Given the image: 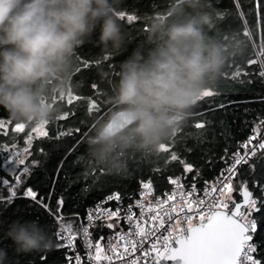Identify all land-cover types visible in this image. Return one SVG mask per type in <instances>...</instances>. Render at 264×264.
Masks as SVG:
<instances>
[{
  "label": "clouds",
  "instance_id": "9594fccd",
  "mask_svg": "<svg viewBox=\"0 0 264 264\" xmlns=\"http://www.w3.org/2000/svg\"><path fill=\"white\" fill-rule=\"evenodd\" d=\"M123 0H0V109L18 124L45 126L63 115L79 91L78 50L101 54L93 67L114 111L84 137L83 162L120 173L128 153L152 156L171 141L205 93L217 86L230 58L215 35L209 0H167L144 19L143 39L117 64L133 37L121 23ZM95 40L93 41V37ZM95 123V121L93 122ZM17 253L56 246L35 221L13 222L5 233ZM0 252V258L3 257Z\"/></svg>",
  "mask_w": 264,
  "mask_h": 264
},
{
  "label": "trees",
  "instance_id": "16d2710c",
  "mask_svg": "<svg viewBox=\"0 0 264 264\" xmlns=\"http://www.w3.org/2000/svg\"><path fill=\"white\" fill-rule=\"evenodd\" d=\"M209 4L215 12V18L218 15L217 9L235 11L232 0H209ZM241 4L248 13L247 19L243 17L239 21L235 17L229 19L226 24L221 25V27L231 28L228 30H220L215 23V35L226 43L230 53V58L223 69L222 79L215 88L210 89L216 94L203 97L186 124L177 130V134L171 141L165 144V147L169 149L175 148L188 163L199 169L197 187L204 186L205 181L208 183L214 181L238 154L245 151V148L241 147L242 143H247L253 137L259 138L264 134V128L261 127V118H264V83L259 79L249 82L246 74L236 75L238 70L251 71L257 67L252 65L249 68L244 63L247 59H260L256 49L264 46V0H259V15L255 8V0H253L252 9H249V0H241ZM165 7H167V0H123L120 10H126V16L136 14L132 21L121 20L133 39L122 55L105 63L106 68L109 64H117L123 60L136 47L143 39L141 32L144 19L163 11ZM100 54L99 47L93 43H87L78 50V64L81 56L98 62ZM74 79L81 82V87L78 92L70 94L62 102V117L67 118L61 117L43 126V133L40 135H35L34 129L37 126L30 125H24L23 130L17 132L15 126L18 123L11 121L7 113L0 109V124L3 125L0 128V178L15 183V177L20 176L22 188L31 187L40 196H44L50 191L55 175L53 169H61L56 177L58 182L54 190L57 196L62 194L65 201L61 210L62 220L74 221L76 224L84 223L85 213L89 207L112 194H119L124 205L130 204L141 191L143 183L151 182L154 196L169 191L172 184L169 183L168 178L181 177L180 174L184 170L180 162L170 161L169 152L161 150L164 145L160 146L157 154L148 157L141 156L139 153L125 154L127 166L118 174L106 173L83 162L84 137L91 136L95 127L105 121L114 108L107 104L103 91L100 108L93 104L90 83L97 82L101 90L108 88L107 84L98 81L94 67L86 72H81L79 69ZM96 98L99 99L100 94H97ZM221 104L228 107L220 109ZM198 121L208 122L203 136H201V130L194 127ZM78 129L80 131H77ZM45 132L47 136L44 135ZM49 137H56V139H49ZM73 141L75 143L72 149H69L68 154L57 164L54 153L63 152L64 146ZM255 141L253 140V143ZM185 149H191V151H184ZM17 151L21 153L25 163L18 164L12 172L8 169L10 163L6 161H10ZM166 158L169 160L166 161ZM256 167L257 171L254 173L238 175L234 181V188L247 186L253 177L256 180L264 179V163ZM26 168L30 170L28 175H24ZM194 175H196L195 171L184 173L187 179L181 182L183 188L191 187L193 183L191 178ZM0 195L7 196V190L0 188ZM232 197L240 201L236 191H233ZM41 211L35 204L24 202L19 197L10 205L0 203V252L4 254L0 258V264H32L33 253H17L15 246L5 237L8 227L16 221H35L52 237L56 246L53 250L46 252L54 254L50 264H62V261L67 259L66 249L57 248L62 241L49 231V225L40 216ZM260 219L261 228L256 240L261 244L259 258L264 259V214L260 216ZM57 223L62 222L57 221ZM95 232V236H98V230Z\"/></svg>",
  "mask_w": 264,
  "mask_h": 264
},
{
  "label": "snow or ice",
  "instance_id": "6c2138e0",
  "mask_svg": "<svg viewBox=\"0 0 264 264\" xmlns=\"http://www.w3.org/2000/svg\"><path fill=\"white\" fill-rule=\"evenodd\" d=\"M232 6L235 11L231 9H217L218 15L215 21L220 30L231 29L230 27H221V25L226 24L233 17L237 21L241 17L247 19L248 13L245 12L241 0H232ZM252 7L253 0H249V9H252ZM255 8L257 15H259V0H255ZM125 11L121 10V20H134L136 14H128L126 16ZM246 34L250 35L248 32ZM256 51L260 59L250 58L244 63L249 68L252 65H257V67L251 71L248 69H244L243 72L238 70L236 75L246 74L249 82L259 79L260 82L264 83V46L257 48ZM105 61H108L107 57H105ZM94 63L88 57L81 56L78 67L81 72H86L93 68ZM233 78L235 79L236 77L234 76ZM89 87L92 89L93 104L97 108H100L102 90L99 88V84L92 81ZM97 94H100L99 99L96 98ZM215 94L213 90H209L205 93L204 97H211ZM219 107L220 109H226L228 105L221 104ZM62 118L67 117L64 116ZM207 126L208 122L206 121H198L194 125L196 129L201 130V136L204 135ZM2 127L3 125L0 124V128ZM261 127L264 128V118H261ZM23 128V124L16 125L17 132L23 130ZM42 129L43 126H37V129H34V131H42ZM77 131L80 130L78 129ZM44 135L47 136L48 134L45 132ZM49 139H56V137H49ZM253 140H256V142L253 143ZM73 143L75 141L67 143L64 146L63 152L54 153L57 164L68 154L69 149H72ZM57 147L59 146L57 145ZM241 147L247 149L243 153V157L234 159L222 171L221 176L217 178L218 187L210 189L208 182L205 181L204 197L206 198H197L193 207H186L184 204H181L179 207H175L173 204H169L167 208L161 207L159 209L160 215L151 217L154 226L144 231L139 230L138 224L133 225L131 223L133 219L131 209L126 210L125 219L129 222L128 227L131 231L126 235L114 238L117 241H124L122 250L121 245L119 243L113 244L112 240H108L107 244L103 245L99 243V240L105 239L103 229L106 227L112 228L113 224H97L94 221L100 217H112L114 213L111 210H104L103 208L93 209L87 214V225L62 220L63 213L61 210L65 201L63 195L57 196L54 190L55 184L58 182L56 177L61 170L59 168L53 169L55 175L53 176L52 185L50 191L44 196H40L31 187L24 186L22 188V177L20 176L15 177V183H10L8 179L0 178V188H4L8 192L7 196L0 195V203L10 205L19 197L24 202L35 204L42 210L40 216L49 225V231L64 242L57 245L58 249H72V241L78 235L81 236L84 245L83 256L87 257L88 264H101V262L116 264L117 261L119 264H167V262H173V264H264V259L259 258L261 256V244L256 240V236L261 228L260 216L264 214V179L256 180L253 177L247 186L242 185L240 188H234L233 186L235 178L238 175L242 173H254L257 171L256 166L264 163V136H260L259 138L253 137L247 143H242ZM161 150L169 152L171 162L178 161L183 165L184 171L180 174L182 179H187L184 173L196 172V175L191 178L193 181L191 192L194 194L197 187L196 182L199 178V169L195 165L188 163L175 148L169 149L164 145ZM184 151L190 152L191 149H185ZM173 152L175 154H172ZM250 156L254 157V159H249ZM168 160L169 158H166V161ZM16 161L21 165L25 163L19 151L16 153ZM14 162L6 161V163ZM64 162L66 163L67 161L65 160ZM29 171L26 168L24 175H28ZM168 181L177 185L178 190L182 187L181 179L170 177ZM142 187L144 189H151L152 184L151 182L143 183ZM210 191L219 192L220 197L223 198L210 196ZM233 191L237 192L242 202H238L232 197ZM108 199L119 200L120 197L119 194H116L115 196H110ZM172 199L173 195H169L168 200ZM229 201H231V206ZM162 203L163 201L156 200L157 205ZM188 203L191 204L192 201ZM138 206L143 207V205ZM173 210L176 213L175 216L172 215ZM181 213H183L182 218ZM141 216H143L142 212ZM163 217H167L169 221L173 219L181 221V224L173 226V231H168L161 222ZM194 220H198L199 222L193 223ZM57 221L63 223L64 231H57L60 227ZM182 224H188L189 227L184 229L181 226ZM90 228L98 230L97 242L95 243L89 238L93 235L90 232ZM161 228H164V232H167V235L160 232ZM53 255V253H33L32 264H50ZM71 259V257H68L62 261V264H68ZM81 260V253L77 252L75 256L76 264H81Z\"/></svg>",
  "mask_w": 264,
  "mask_h": 264
},
{
  "label": "built area",
  "instance_id": "2783aa9c",
  "mask_svg": "<svg viewBox=\"0 0 264 264\" xmlns=\"http://www.w3.org/2000/svg\"><path fill=\"white\" fill-rule=\"evenodd\" d=\"M264 136V134L262 135ZM256 142V141H255ZM254 142V143H255ZM247 149H245V151H243L242 153L238 154L236 156L235 159L237 158H242L243 157V153L246 152ZM251 157V156H250ZM249 157V158H250ZM226 174V173H225ZM221 174L218 176L220 177ZM217 177V178H218ZM177 179H181V177H176ZM217 178L208 183V187L210 189H214L216 187H218L217 184ZM183 179H181L182 182ZM172 184V188L163 193L162 195H157L154 196L152 193V187L151 189H144L142 187L141 191L139 192V194L137 195L136 198H134L132 200V202L128 205H124L121 202V199L117 200V199H108L110 196H115L116 194H112L110 196L105 197L102 201H100L99 203L91 206L88 208V210H86L85 213V218H84V223L85 225H87V214L89 212H91L93 209L95 208H103L104 210H111L114 215L110 218L107 217H100L99 219H96L94 222L97 224H113L112 228H105L104 232H105V239L103 240H99V243L103 244H107L108 240H112L113 244H117L119 243L121 245V250H122V246L124 241L120 240L117 241L114 238L116 236H123L126 235L128 232L131 231V229H129L128 227V221L125 219V215H126V210L131 209V215L133 217L131 223L133 225H139V230L140 231H144L146 229H150L154 226L153 221L151 220L152 216H159V209L161 207L163 208H167L169 204H173L175 205V207H179L181 204H184L186 207H193L195 204V200L197 198H206L204 197V188L205 185L202 187H196V191L194 194H192L191 192V187H187V188H183L180 187L178 190L177 185ZM182 185V183H181ZM169 195H173V199L172 200H168V196ZM210 196H217L219 198V192H209ZM183 197V199H181ZM222 199V198H221ZM156 200H161L163 201L162 204L157 205L156 204ZM192 201L191 204H189L188 202ZM138 205H143V207H139ZM149 205H151V207H149ZM141 212L143 213V216H141ZM172 215H176L175 211H172ZM181 218L183 217V213L180 214ZM164 224V228H167L168 231H173V226L177 225V224H181V221L178 220H171L169 221L167 219V217H163L162 221ZM198 220H194L193 223H198ZM60 227L58 228V231H64V227H63V223H59ZM184 229H186L188 226V224H182L181 225ZM164 228L160 229V232H163L165 235H167V232H164ZM95 230H97L96 228H90V232L93 234L92 236H90L89 238L93 240V242H97V236H95ZM67 235V233H65ZM62 243H64L62 241ZM72 245L73 248L69 249V248H65L67 251V258L71 257L72 259L68 262V264H76L75 262V256L77 254V252H80L82 255V260H81V264H88L87 262V257L83 256V242L81 239V236H77L75 240L72 241ZM175 246V245H173ZM101 264H107V262H101ZM116 264H119V262L117 261Z\"/></svg>",
  "mask_w": 264,
  "mask_h": 264
},
{
  "label": "rangeland",
  "instance_id": "374dc122",
  "mask_svg": "<svg viewBox=\"0 0 264 264\" xmlns=\"http://www.w3.org/2000/svg\"><path fill=\"white\" fill-rule=\"evenodd\" d=\"M15 129H16V126H15ZM36 129H37V127H36ZM43 133V130L42 131H35V135H40V134H42ZM21 154V153H20ZM10 161H15L14 163H10V166H9V170L10 171H14L15 170V168H16V166L19 164L18 163V161H16V153H14V155L11 157V159H10ZM226 195H227V193H225ZM231 195H233V192H232V194ZM221 198H223V197H221ZM231 201H229V203H230ZM189 226V225H188Z\"/></svg>",
  "mask_w": 264,
  "mask_h": 264
},
{
  "label": "water",
  "instance_id": "95a60500",
  "mask_svg": "<svg viewBox=\"0 0 264 264\" xmlns=\"http://www.w3.org/2000/svg\"><path fill=\"white\" fill-rule=\"evenodd\" d=\"M239 202H242V199L240 198V201ZM167 264H173V262H167Z\"/></svg>",
  "mask_w": 264,
  "mask_h": 264
}]
</instances>
